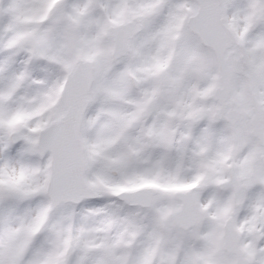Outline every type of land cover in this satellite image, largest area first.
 Here are the masks:
<instances>
[{
    "label": "snow or ice",
    "instance_id": "1",
    "mask_svg": "<svg viewBox=\"0 0 264 264\" xmlns=\"http://www.w3.org/2000/svg\"><path fill=\"white\" fill-rule=\"evenodd\" d=\"M0 264H264V0H0Z\"/></svg>",
    "mask_w": 264,
    "mask_h": 264
}]
</instances>
